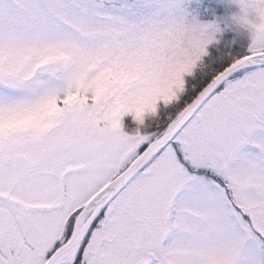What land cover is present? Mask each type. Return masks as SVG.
Instances as JSON below:
<instances>
[{
  "label": "snow or ice",
  "instance_id": "snow-or-ice-1",
  "mask_svg": "<svg viewBox=\"0 0 264 264\" xmlns=\"http://www.w3.org/2000/svg\"><path fill=\"white\" fill-rule=\"evenodd\" d=\"M0 264H264V0H0Z\"/></svg>",
  "mask_w": 264,
  "mask_h": 264
}]
</instances>
